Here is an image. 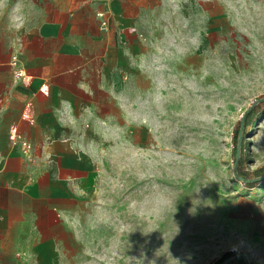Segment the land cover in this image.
<instances>
[{
	"label": "rangeland",
	"instance_id": "1",
	"mask_svg": "<svg viewBox=\"0 0 264 264\" xmlns=\"http://www.w3.org/2000/svg\"><path fill=\"white\" fill-rule=\"evenodd\" d=\"M44 1L0 0V28L17 2ZM181 2L141 29L150 58L124 66L123 110L95 138L81 248L64 264H212L226 251L264 264V181L243 186L232 152L234 126L264 95V0ZM261 166L264 106L239 168Z\"/></svg>",
	"mask_w": 264,
	"mask_h": 264
},
{
	"label": "crops",
	"instance_id": "2",
	"mask_svg": "<svg viewBox=\"0 0 264 264\" xmlns=\"http://www.w3.org/2000/svg\"><path fill=\"white\" fill-rule=\"evenodd\" d=\"M181 1L45 0L33 10L17 2L5 14L0 264H64L80 251L75 217L91 194L95 138L105 123L115 130L123 110L124 66L132 74L130 63L150 58L141 29L181 14ZM97 11L106 13L105 30ZM16 53L30 86L13 81ZM14 130L31 142L28 157L11 141Z\"/></svg>",
	"mask_w": 264,
	"mask_h": 264
},
{
	"label": "trees",
	"instance_id": "3",
	"mask_svg": "<svg viewBox=\"0 0 264 264\" xmlns=\"http://www.w3.org/2000/svg\"><path fill=\"white\" fill-rule=\"evenodd\" d=\"M263 106L264 95L252 101L242 114V117L238 120L237 124L234 126L232 134V139L234 141L232 150L233 162L236 167L237 175L241 178L242 185L247 188H253L264 181L263 166L256 168L248 174L242 173L239 168L243 162V140L246 136L249 121L254 118V116L263 108ZM236 262L238 264H247L246 259L241 253L226 251L212 264H230Z\"/></svg>",
	"mask_w": 264,
	"mask_h": 264
},
{
	"label": "built area",
	"instance_id": "4",
	"mask_svg": "<svg viewBox=\"0 0 264 264\" xmlns=\"http://www.w3.org/2000/svg\"><path fill=\"white\" fill-rule=\"evenodd\" d=\"M96 16L100 19V28L103 30L107 29L108 20H107L106 13L103 11H97ZM123 30L124 28L121 27L120 33H122ZM10 66L12 68L13 81L20 82L23 86H30L33 80V77L31 75H28L25 71V68L20 65L19 55L17 53L12 54L11 59H10ZM3 100H4V96L0 95V106L3 103ZM11 141L20 147L22 153L26 157L30 155L32 144L20 132H18L17 130H14L11 133Z\"/></svg>",
	"mask_w": 264,
	"mask_h": 264
},
{
	"label": "water",
	"instance_id": "5",
	"mask_svg": "<svg viewBox=\"0 0 264 264\" xmlns=\"http://www.w3.org/2000/svg\"><path fill=\"white\" fill-rule=\"evenodd\" d=\"M234 174L236 175V177L238 178V179H240L241 180V178L237 175V172H236V167L234 166Z\"/></svg>",
	"mask_w": 264,
	"mask_h": 264
}]
</instances>
